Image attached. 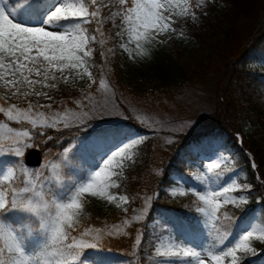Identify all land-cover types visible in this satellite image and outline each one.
Listing matches in <instances>:
<instances>
[{"label": "trees", "instance_id": "16d2710c", "mask_svg": "<svg viewBox=\"0 0 264 264\" xmlns=\"http://www.w3.org/2000/svg\"><path fill=\"white\" fill-rule=\"evenodd\" d=\"M8 3L11 7L18 8L20 18L30 19L42 5L50 4L51 0H8ZM192 4L200 20V29L188 31L175 25L177 30H183L196 43L191 49L193 64L187 71L179 70L181 77L178 80L169 76L168 55L162 48L160 51L154 48L146 50L140 43L137 48V43L131 42L139 53L149 59V64L161 78L160 83L150 89L127 86L123 81L116 54L120 37L116 33L124 27L120 11L123 6L119 4V0H98L95 7L89 5L90 11L96 7L100 9L97 19L103 22L100 26L95 22L85 25L81 21L82 27L88 28L89 37H97L96 42L90 43L92 55L89 57L95 83H91V88L85 85L77 89L57 79L56 90L60 96L51 104L52 108L33 109V115L37 111L43 112L49 121L54 116L58 118L65 110L82 114L92 107L93 102L90 99L83 101L87 107L82 111L75 105V101L83 100L84 93H90V96L95 94L97 84L104 80L112 87L113 98L124 115L105 117L92 114L85 119L84 125L77 121L64 129L61 123L58 125L59 131L44 128V134L39 135L37 133L41 129H32L28 121H9L0 113V125H6L0 128V144L4 148L3 154H0V170L3 166L10 165L15 171L9 183L0 179V188L8 190L9 201L10 189L19 190L25 186L24 181L29 179L37 184L43 182L46 190L49 184L56 190L48 161L62 165V178L67 189L86 177L87 169L92 165L99 149L113 147L114 137L121 131L130 135H144L138 161L124 169L123 176L117 183L119 187L113 188L128 197L125 204L128 211L115 212L111 218L94 214L92 220L83 222L72 232V235L79 238L85 228L102 230V239L97 248L84 250L83 261L88 258L91 264H157L163 258L155 256V244L158 234L168 232V226L178 242L205 241L209 244V229L199 224L202 214L196 212V208L203 205L193 192V189L203 188L199 182L194 181L187 169L196 164L201 168L203 161L198 157L218 149L231 158L230 162L222 164L223 167L234 169L226 178L234 177L239 184H246L251 188L247 193H236L246 195L248 202L242 207L228 204L221 209V213L227 212L235 221L234 235L229 239L228 246H231L236 234H242L241 230L246 222L254 215L256 221L264 222V71L252 66L257 60H264V23L261 22L264 20V0H192ZM113 12L118 15L113 17ZM97 27H100V32L95 31ZM257 34L256 40L247 45V41ZM101 40L104 41L102 45L99 43ZM101 52L104 53L103 56ZM176 52L179 56L183 53ZM231 60H235L236 64L229 69ZM226 77L228 79L224 87ZM185 86L205 89L207 93L210 91L206 98L208 104H211L194 106L181 100L182 97L177 94ZM29 100L34 105L41 104L34 96L21 103L9 101L0 92V107L6 110L12 104L26 109ZM156 102L163 105L164 109L156 108ZM130 103L147 112V107H152L154 110L151 109V112L160 115L167 113L180 124L187 121L189 127L174 132L149 129L129 111L127 105ZM94 106L97 108L99 105ZM173 108L174 111L171 110ZM9 129H13V132L10 133ZM23 130L30 132L31 139L24 138L17 145L12 134ZM236 134L241 137L240 143ZM49 136L52 139H48ZM26 144L40 149L43 156L40 166L27 167L23 163V156L18 157L14 151H9L18 146L24 152L30 147H25ZM64 148L71 149L65 164L60 163V154ZM249 154L253 156L255 167L252 166ZM174 177L180 179L186 188L185 193L177 196L169 193V188L177 185ZM149 197L151 201L145 219L135 221L134 217L142 213L145 200ZM2 215L24 232L28 227L33 229L29 244L32 251L36 250L38 242L44 241L45 237L39 231L38 218L15 210ZM124 221L128 223L125 224ZM155 221H158L157 224L151 226ZM114 228H120L122 234L107 235ZM141 231L142 243L136 247L135 239ZM95 235L93 231L87 238L91 240ZM252 244L257 251L253 255H243L241 264H264V242L253 240ZM237 255L242 254L238 252Z\"/></svg>", "mask_w": 264, "mask_h": 264}, {"label": "snow or ice", "instance_id": "6c2138e0", "mask_svg": "<svg viewBox=\"0 0 264 264\" xmlns=\"http://www.w3.org/2000/svg\"><path fill=\"white\" fill-rule=\"evenodd\" d=\"M97 3L98 0H51L50 4L42 5L33 18L19 20L18 8L10 7L8 0H0V79H4L5 88L14 89L12 92L14 96L34 95L51 100L52 97L47 92L37 91L35 86L56 88V83L46 82L56 81L57 72L65 82L68 81V76L64 75L66 70L70 72L75 70L81 79L83 73H87L91 79L92 74L85 66V58L92 54L89 45L96 42L97 37L96 35L89 37L88 28L82 27L81 21L85 25L95 22L102 26L103 22L97 19L100 16V9L96 7L93 11L89 10V5L95 7ZM119 4L124 5L125 0H119ZM163 7L159 0H132V7L127 9L123 18L129 23L130 32L136 33L137 41L141 37L145 40L153 38L150 29H155L159 34L170 28V24L165 22L168 17L161 11ZM116 15L118 13H112L113 17ZM95 31L100 32V27ZM116 35L120 36L121 33L117 32ZM99 43L102 45L104 41L101 40ZM120 47L125 48V45L121 44ZM139 47L138 42L137 48ZM100 54L104 55L103 52ZM6 60L8 63H5ZM81 68L83 73L79 71ZM6 76L11 78L5 79ZM100 84L104 87V80H101ZM22 87L29 91L21 93ZM88 87L91 88L92 85L89 84ZM90 95L84 93L83 100H76L75 105L83 111L87 107L83 101H87ZM34 108L51 109L52 105H34L29 100L26 109L12 104L7 110L0 107V113L9 121H28L32 129H41L37 133L39 135L44 134L42 131L44 128L59 131L58 125L61 123L64 129H68L72 126L68 122L69 119L84 125L83 117L90 118L88 111H83V117L78 113L69 116V112L65 111L62 117L54 116L49 121L43 112L37 111L33 115ZM2 127L6 125H0V128ZM9 132L12 133L13 129H9ZM14 136L17 145L24 138L31 139L28 130L15 132ZM48 139L52 137L49 136ZM143 142L142 139L121 131L114 137L115 150L110 148L100 157L102 163L97 161V170L90 172L86 182H74L70 188L66 189L61 173L62 165L57 163L51 165L56 190L51 184L46 190L43 182L37 184L30 179L25 180V186L19 190L10 189V201L8 190H0V264H85L82 260L84 250L97 248L102 239V230L85 228L79 238L71 234L76 231L74 225L79 222L78 216L83 207L80 198L87 193L92 197L115 201L117 197L113 196L109 189L118 188L119 185L113 177L123 176L127 166L125 162L133 161V149ZM27 146L30 145H25ZM9 151H14L18 157L23 155L22 149L18 146L10 148ZM70 151V148H64L62 153L64 161L68 160ZM3 152V145L0 144V154ZM227 160V157L223 158L224 162ZM204 168L205 171L194 178L204 190L193 189V192L203 205L197 207L196 212L206 218L211 241L207 245L197 246L188 242V246H184V242L177 243L174 237H167V243L161 241L155 247V256L163 258L162 264H225L226 260L228 264H241L243 255L255 252L252 247L253 240L264 242V222H261L251 230L242 229V234H236L235 240L228 246L229 239L234 235L235 221L227 212L221 213V209L228 204L235 206L246 204L248 201L245 195L236 196L230 193H247L251 188L246 184L237 183L235 179H227V174L234 172V169L223 167L221 160L208 162ZM13 172V168H8L3 180L10 182ZM119 200L127 203L128 197L120 196ZM150 201L151 197L145 200L143 212L134 217L135 221L145 219ZM12 210L39 219V231L45 239L35 245V251L28 250L33 229L28 227L24 232L3 217L4 212ZM124 211L127 212L128 209L125 208ZM124 223L127 224L128 221ZM93 231L96 235L89 240L87 237ZM120 234H122L120 228L107 232L109 236ZM142 237L143 231L136 236V247L141 245ZM238 252L242 255H237Z\"/></svg>", "mask_w": 264, "mask_h": 264}, {"label": "rangeland", "instance_id": "374dc122", "mask_svg": "<svg viewBox=\"0 0 264 264\" xmlns=\"http://www.w3.org/2000/svg\"><path fill=\"white\" fill-rule=\"evenodd\" d=\"M159 2L164 6L161 11H163L164 15L168 17V20L165 21L166 23L170 24V28L161 32L157 33L155 29H150L151 36L153 38L149 40H145L143 37L140 38L139 41H137L136 33L130 32V26L127 21L124 20V13L127 11L128 8L132 7V0H125V4L122 5L123 7L120 9L122 11L121 18L125 24V28L120 31L121 35L119 37L118 41V47H117V61L118 65H120L122 69L121 75L123 76V81L127 86L131 87H146L147 89H150V87L159 84L161 81V78L159 74L155 72V70L151 67L149 64V59H147L144 55L139 53V51L136 50V48L132 45L133 42H139L142 47H144L146 50H150L151 48L159 49L161 48L167 53V63H168V74L170 77H173L174 79H179L181 77V73H179V70L187 71L191 68L193 64V58L191 57L192 54V47L195 46V40H193L192 37L184 33L183 31L175 30L173 25L177 24L179 27H182V29H186L188 31L191 30H198L200 29V20L197 18V12L195 8L193 7L192 0H159ZM9 5V3H8ZM10 6V5H9ZM11 7V6H10ZM19 20H27L24 18H20L18 16ZM262 22V21H261ZM264 23V22H262ZM174 29V30H172ZM259 30V28H258ZM142 31V30H141ZM258 35V34H257ZM248 43V42H247ZM125 45V48H121L120 45ZM249 44V43H248ZM89 47L92 49L91 45ZM176 51H182V55L179 56ZM92 55V54H91ZM91 55L89 57H91ZM89 57L85 58V66L88 68V70L91 72V66L89 62ZM264 61V60H263ZM256 62L253 63V67H257L258 69L264 71V62ZM5 63H8L6 60ZM233 65V64H232ZM81 73H83V68L79 70ZM58 79H60L62 82H65L62 78H60V73H56ZM65 76H68V81L65 82L72 86L73 88L79 89L82 86L89 85L93 82V77L91 76V79H89L87 73H83V79L80 78V76L77 74L75 70L68 71L66 70L64 72ZM11 77H5V79H10ZM35 79V77H33ZM105 82V81H104ZM46 83L51 84L55 83V81H47ZM35 90L47 92L49 96L52 97L51 100L46 99L45 97H35L37 101H39L41 104H54V102L59 98L60 94L56 88H44L40 85L35 86ZM13 90L5 88L4 85V79H0V92L2 93L3 97L7 100H12L17 103H21L22 101H27L30 97H24L22 94L19 95H12ZM29 91V89L22 87L21 93ZM210 91H208L209 93ZM205 89L197 90L193 89L190 86L183 87L177 95H180L184 99V101L191 103L192 105H201V104H208V100L206 96H209ZM156 96V95H154ZM164 95H162L163 97ZM201 96V98H200ZM222 97V94H220ZM157 97V96H156ZM155 97V98H156ZM167 98V96H164ZM90 102L92 103V107L88 109L89 115L96 114L97 116H119L124 115V113L118 108L114 98H113V92L112 87L108 83L105 82V86L102 87L100 82L97 84L96 92L92 96L89 97ZM162 99V98H157ZM98 104L99 106L96 108L94 105ZM147 107V106H145ZM156 108H160L161 110L164 109V106L159 104V102H156ZM127 108H129V111L133 113L140 121H143L147 128L149 129H155L158 131H172L175 130H185V128L189 127L188 122L184 121L183 124H180L179 121H177L174 117H171L167 113H162L161 115L158 113H155L154 111H150L153 109L152 107L148 109V112L144 108H140L132 103L127 105ZM177 109V107H175ZM175 108L171 109L172 111L175 110ZM99 110V111H95ZM154 110V109H153ZM67 111V110H65ZM64 112H62L58 118L62 117L64 115ZM69 112V116H71L72 113H78L79 112ZM83 117V113L80 114ZM84 120L87 119V117H83ZM70 124H74L77 121L68 120ZM9 136V135H8ZM13 137H15L12 134ZM135 138H139L143 140L144 135L139 134H133L131 135ZM28 145V144H26ZM141 145H138L135 149H133V161H126V167L131 166L132 164L136 163L140 157V148ZM112 150H115L114 148H111ZM108 149H99L96 156L94 157V162L92 165L88 168L86 177L81 182H86V180L89 178V174L91 171L97 170L96 165L97 161H100L102 163V160L100 157L107 151ZM24 153V152H23ZM110 154V153H109ZM228 156L223 153L221 150H214L212 153H208V155L201 156L202 159L205 160V164L208 162H211L213 160H221L222 164L226 163L223 161V158ZM106 158V157H105ZM229 161V158L227 162ZM52 161H48L47 165L51 167ZM58 163V162H57ZM60 163H67V161H64L62 159V153L60 154ZM204 164V165H205ZM12 168L10 165L3 166V168L0 170V179L3 180V175L7 174V169ZM188 173L192 175V178L194 179L195 176L200 175L205 171V168L202 169L196 168V166L190 165V167L187 169ZM51 172L52 168H51ZM14 173L10 178L13 179ZM122 177V176H121ZM121 177H113L116 183L121 179ZM227 179H234L233 177L227 178ZM195 180V179H194ZM236 180V179H235ZM6 183H9V181H5ZM177 182H180V185H177V187L170 189V193H172L174 196H177V194H183L185 193L186 188L181 184V181L177 179ZM223 182V181H222ZM198 183V182H197ZM0 190H6L0 188ZM204 190V189H203ZM109 192L117 197L115 201H108L101 197H92L90 194H84L80 198V203L83 205L82 209L80 210L78 220L79 222L74 225L75 229L79 228L81 224L87 220H92L94 214H103L106 217H113L115 212H121L124 213V209L126 207V203L119 200L120 196H126L119 194L115 189L111 188L109 189ZM175 193V194H174ZM230 195H236L239 196V194L236 193H230ZM245 195V194H242ZM246 196V195H245ZM66 199V198H65ZM242 207V205H240ZM143 212V211H142ZM255 216L251 218L245 225V229L251 230L252 227L259 224L257 221H255ZM6 220V219H5ZM7 221V220H6ZM158 221H155L151 223V226H154L157 224ZM203 224L206 229H209L207 226L208 222L206 221V218L202 215L201 219L199 220V224ZM168 232H164L162 234H158V239L156 246L163 241L164 243H167V237H173L171 232V227L168 226ZM71 231V230H70ZM72 234V233H71ZM175 241L178 242L176 239ZM193 245L199 246L200 244L207 245L205 241H202L201 243H195L190 242ZM184 246H188V243H184ZM252 247L257 251V248L252 244ZM29 251H32L30 248H28ZM199 250V248H198ZM255 253V252H254ZM254 253H248L253 255ZM190 259V258H188ZM230 259V258H229ZM85 264H91V261H89L88 258L84 259ZM163 260H158L157 264H162ZM225 264H228V260H226Z\"/></svg>", "mask_w": 264, "mask_h": 264}, {"label": "water", "instance_id": "95a60500", "mask_svg": "<svg viewBox=\"0 0 264 264\" xmlns=\"http://www.w3.org/2000/svg\"><path fill=\"white\" fill-rule=\"evenodd\" d=\"M255 40V38H251L250 42H253ZM231 64H229V69L231 68ZM227 79L228 77H226L225 79V85L227 84ZM41 159H42V155H40V150L38 148H30L28 149L25 154H24V162L26 165L31 166V167H35L37 165H39L41 163ZM252 165L254 166V161L252 159Z\"/></svg>", "mask_w": 264, "mask_h": 264}, {"label": "bare ground", "instance_id": "6f19581e", "mask_svg": "<svg viewBox=\"0 0 264 264\" xmlns=\"http://www.w3.org/2000/svg\"><path fill=\"white\" fill-rule=\"evenodd\" d=\"M197 18H198V16H197ZM123 21V20H122ZM175 25H177V24H175ZM175 25H173V27H174V29L176 30V28H175ZM177 26H179V25H177ZM125 28V24H124V27L122 28V29H124ZM122 29H120L118 32H120ZM186 30V29H185ZM180 31V30H179ZM181 31H183V30H181ZM248 43H247V45H251L253 42H250V39L247 41ZM137 43V42H136ZM258 62H260V61H258ZM229 64H236V61L235 60H231L230 62H229ZM255 68H257V67H255ZM258 69V68H257ZM260 70V69H259ZM237 136H238V138L240 137V135H238V134H236Z\"/></svg>", "mask_w": 264, "mask_h": 264}]
</instances>
